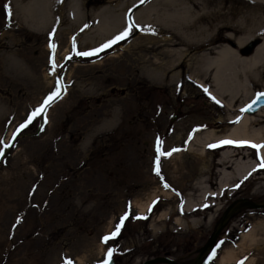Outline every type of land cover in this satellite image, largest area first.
I'll list each match as a JSON object with an SVG mask.
<instances>
[{"label": "rangeland", "instance_id": "374dc122", "mask_svg": "<svg viewBox=\"0 0 264 264\" xmlns=\"http://www.w3.org/2000/svg\"><path fill=\"white\" fill-rule=\"evenodd\" d=\"M35 1L0 0V264H103L109 248L114 264L187 253L189 263L226 206L239 198L264 201V190L252 193L250 180L236 178L230 189L183 209L187 195L195 197L194 183L205 177L187 138L195 124L222 109L204 89L187 98L183 90L134 79L135 56L145 53L157 26L143 16L136 21L134 14L151 0H42L50 10L44 23L34 17ZM190 1L198 7L202 0ZM206 1L215 11L202 16L217 18L236 0ZM130 24V34L111 47L92 56L76 54L99 49ZM226 43L236 49L231 40ZM162 48L153 45L151 61L161 57ZM198 49L190 46L187 53ZM58 79L64 86L60 97L17 133ZM253 88L254 96L262 93ZM158 139L161 150L172 153L160 156L159 176ZM227 146L208 147L207 156L216 160ZM231 147L258 160L252 147ZM263 173L260 167L257 175ZM147 201V210L139 212ZM125 213L120 234L104 243ZM262 216L264 208L233 214L204 264H264V239L248 247L239 240ZM229 249L239 251L237 259L222 262Z\"/></svg>", "mask_w": 264, "mask_h": 264}, {"label": "bare ground", "instance_id": "6f19581e", "mask_svg": "<svg viewBox=\"0 0 264 264\" xmlns=\"http://www.w3.org/2000/svg\"><path fill=\"white\" fill-rule=\"evenodd\" d=\"M46 3L35 1L34 17L40 23L49 16ZM198 4L195 7L190 0H151L134 14L136 21L143 16L157 25L152 24L156 28L148 36L150 46L145 47V53L135 56L134 79L157 82L172 91L183 90L187 98L196 97L200 89H207L216 107L222 109L209 120L195 124L196 132L187 138L188 148L198 150L205 176L194 183L196 194L192 195L195 197L187 195L183 204L187 212L199 206L208 194L217 195L230 189L236 178L250 180L252 193L264 190V173L257 175L264 148L257 151L258 160L247 151L236 152L233 145L223 148L216 160L207 156L206 151L210 144L223 140L264 144V106L254 113L241 111L255 94L253 85L264 93V0H236L217 18L202 16L215 11V8L209 9L206 0ZM254 37L260 40L253 51L240 54L238 49ZM227 40H231L236 49L229 46ZM153 45L165 46L160 49L161 57L157 61H151L148 56ZM190 46L199 49L188 54ZM97 63H101L100 60ZM192 92L194 96L186 95ZM211 175L216 180L212 181ZM149 201L139 204V212L147 210ZM176 222L183 223L180 218ZM259 232L263 237L257 236ZM263 239L264 216L250 223L247 231L239 235L241 246H258ZM238 254L239 251L229 249L221 261L233 262Z\"/></svg>", "mask_w": 264, "mask_h": 264}, {"label": "snow or ice", "instance_id": "6c2138e0", "mask_svg": "<svg viewBox=\"0 0 264 264\" xmlns=\"http://www.w3.org/2000/svg\"><path fill=\"white\" fill-rule=\"evenodd\" d=\"M141 2H143V0H141ZM5 10L7 13V16L10 18L11 17V8L9 7V5H5ZM132 24H130L123 32H121L119 35H117L114 39L109 40L106 44L102 45L99 49H94L92 51L89 52H77V55L80 56H92L97 54L100 51H103L105 48H109L111 47L113 44L117 43L120 40L125 39L131 32V28H132ZM49 47L51 49H53V51L55 50V45L54 44H50ZM70 58V57H69ZM51 65H52V70L53 73L55 71V68L57 67L56 63H55V59L54 57L51 59ZM63 84L61 80H57L56 83V87L54 88V90L45 98V100L43 101L42 105L40 107H38L37 109H35L27 118L26 123L21 124L20 128L17 129V133L22 130L23 128L27 127L28 124H30L37 116H41V115H46V110L47 107L57 98L60 97L61 95V90L63 88ZM205 91H207V89H205ZM262 97H264V93H257L256 95V99L252 102V104H249L246 108L242 109L241 111H249L252 109L253 104H255L257 101H259ZM214 99V98H213ZM217 103H219V101H217ZM238 122V121H237ZM15 135H13V139H15ZM0 144H3V141H0ZM161 144L162 142L159 141V139L157 140V157H156V174L159 176L160 175V170H159V159L160 156H170L172 153L171 152H163L161 150ZM221 145H235V146H249L252 147L254 149H256L259 152V149L264 148V144H255L252 143L250 141H234V140H223V141H219L217 144H210L209 147L213 148V147H218ZM11 144H4L3 147L4 148H8L11 147ZM172 151H179V149H173ZM3 156V151L0 150V157ZM260 167H264V158H261V164ZM165 188L169 187L167 184L164 185ZM155 203V202H154ZM151 210V208L149 209ZM129 213H125L123 216L120 217L119 223L116 225L115 230L108 236L103 237V242L107 243L109 240L111 239H115L119 234H120V230L123 227L124 221L128 218ZM137 219H141V218H146V217H135ZM114 249L109 248L106 252V256L107 259L103 262V264H111V257L113 255ZM65 264H73V262L70 259H66L65 260ZM240 264H243V261L240 262Z\"/></svg>", "mask_w": 264, "mask_h": 264}, {"label": "water", "instance_id": "95a60500", "mask_svg": "<svg viewBox=\"0 0 264 264\" xmlns=\"http://www.w3.org/2000/svg\"><path fill=\"white\" fill-rule=\"evenodd\" d=\"M259 40H253L248 45L242 48L241 52L243 54H250L254 47L259 43ZM256 99V96H254L249 103L244 107L246 108L249 104H252V102ZM261 106H264V97H262L259 101H257L255 104H253L252 109L249 111H245L246 113H253L257 109H259ZM264 207L263 201H253L246 198H239L230 203L226 208L223 210L222 214L220 215L215 227L213 228L212 232L210 233V236L204 243V245L198 250L197 256L191 260L188 264H203L207 259H209L212 255L213 248L215 245L216 238L220 232V230L223 228V226L227 223V221L230 219V217L237 213L238 211L244 209V208H261ZM164 262L167 264H179L176 260L166 257V256H157L149 258L145 261H143L141 264H156ZM111 264H114L113 259H111Z\"/></svg>", "mask_w": 264, "mask_h": 264}, {"label": "flooded vegetation", "instance_id": "af4514ba", "mask_svg": "<svg viewBox=\"0 0 264 264\" xmlns=\"http://www.w3.org/2000/svg\"><path fill=\"white\" fill-rule=\"evenodd\" d=\"M195 250H196V249H195ZM187 254H189V253H187ZM187 254H185V255H183V256H179V257H171V256H169V255H165V256L170 257V258H173V259H175L176 261H178L179 263L187 264V263H188V260H189Z\"/></svg>", "mask_w": 264, "mask_h": 264}]
</instances>
